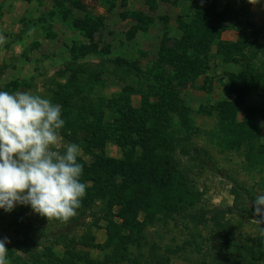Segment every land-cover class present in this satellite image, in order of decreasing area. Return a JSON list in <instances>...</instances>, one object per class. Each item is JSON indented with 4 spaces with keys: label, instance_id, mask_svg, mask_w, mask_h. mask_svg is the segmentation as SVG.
<instances>
[{
    "label": "rangeland",
    "instance_id": "rangeland-1",
    "mask_svg": "<svg viewBox=\"0 0 264 264\" xmlns=\"http://www.w3.org/2000/svg\"><path fill=\"white\" fill-rule=\"evenodd\" d=\"M209 1L221 4L219 12L224 10L226 2ZM191 4L192 0H0V36L6 40L0 45V91H28L57 104L53 94L58 84L66 83L70 76L66 64L75 51L79 55L77 66L101 76L99 82L87 83V93L95 102L97 99L105 103L117 100L118 104H123V97L119 96L126 88H132L137 93L127 98L132 110L139 111L143 107V94H146L139 93L140 90L156 86L176 91L192 110V125L189 131L175 132L179 147L174 158L179 170L186 174L197 201L185 217L147 224L146 242L140 249L129 246L128 258L139 257L143 263L150 262L154 255L151 249H155L159 256H168L170 264H264V244L260 241L264 239V224L254 222L253 219L260 218L252 215L241 217L234 195L235 192L240 195L244 207L255 209L250 194L254 199L264 195V166L250 165L251 151L247 154L245 146L228 149L223 145L224 137L217 130L215 114L198 113L203 106L221 101L236 103L237 95L228 90L227 73L240 74L242 70L237 65H223L222 59L215 55L214 45L208 69L198 74L195 81L184 84L179 74L182 67L177 61L170 65L171 59L165 51L173 49L180 39L179 23L181 19L185 21ZM133 13H142V21L135 22L130 15ZM249 19L260 32L252 35V27L240 26L243 30L247 28L252 45L264 47V0L251 5ZM239 39V29L222 31L221 41L234 43ZM81 49L84 55L77 51ZM86 49L91 51L85 52ZM116 102L114 106L118 105ZM247 106L263 112L254 118L257 128L253 153L259 157V151L264 148V93L252 91L245 102L237 106L236 119L241 124L247 116ZM104 113L105 121L113 122L116 116L113 109L107 108ZM59 134L62 140L57 150L63 152L66 151L64 146L73 142L60 130ZM182 144H186L190 154L181 149ZM122 152L123 149L112 143L104 150L111 159H120ZM95 153L101 154L98 150ZM78 157L88 166L93 163V157L83 148ZM20 206L17 204L14 210ZM16 214L19 216L20 212ZM104 214L105 207L99 202L82 215L77 212L67 222L47 223L35 212H27L24 222L30 223V233L45 242L46 234L57 231L76 242L91 236L93 242L101 246L108 239ZM77 217L78 220L73 219ZM139 220H144L142 213ZM10 221L12 219L7 217L2 223L0 239L6 237L10 241L6 247L24 256L17 246L25 235L10 228ZM80 243L77 242L78 251L88 253L96 261L103 260L109 253L85 248Z\"/></svg>",
    "mask_w": 264,
    "mask_h": 264
},
{
    "label": "trees",
    "instance_id": "trees-1",
    "mask_svg": "<svg viewBox=\"0 0 264 264\" xmlns=\"http://www.w3.org/2000/svg\"><path fill=\"white\" fill-rule=\"evenodd\" d=\"M220 1L226 2L222 12L217 10L221 5L217 1L192 0L185 21L181 19L179 23L180 39L173 49L164 50L171 59L170 65L171 62L175 65L177 61L182 67L183 71L179 74L184 84L195 81L198 74L208 69L214 45L215 55L222 59L223 65H237L242 70L240 74L227 73L228 90L237 95L236 103L221 101L212 106H203L198 113L215 114L217 130L224 137L223 145L228 149L245 146L247 154L251 151L248 156L250 165L263 167L264 148L259 151V157L253 153L257 128L254 118L263 112L247 106L245 121L241 124L236 119L237 106L243 104L252 91L264 93V47L252 45L246 34L247 28L243 30L240 25L252 27V35L260 31L254 29L249 19L252 4L248 0ZM130 15L135 22L142 21L144 16L142 13ZM235 28L240 31L239 41H221L224 29ZM77 51L84 55L83 49ZM73 55L72 60L66 64L71 74L66 83L58 84L53 96L54 101L61 106V117L65 121L64 127L60 129L62 135L93 157L90 166L78 157V162L83 166L81 182L88 187L82 206L76 211L82 215L92 210L96 203H102L108 233L107 241L101 246L95 244L91 236L77 242H81L85 248L107 250L109 253L103 260L96 261L88 253L78 251L76 247L79 244L75 240L63 233L57 234V231L46 234L47 242L40 240L34 233H30V223L24 222V215L33 212L31 207L21 205L12 210L14 214L0 209V212H5L0 214V227L10 217L12 221L8 226L25 235V239L17 246L24 256L17 255L12 247H7V260L9 264H170V258L159 256L155 249H151L154 255L146 263L139 257L130 259L126 253L129 246L140 249L144 245L147 224L153 225L158 221L167 223L177 217H185L197 201V196L190 191L186 174L179 170L174 158L179 147L174 138L175 132L191 130L192 110L176 91L156 86L151 90H140L139 93L146 94H143V107L139 111L132 110L127 98L137 93L132 88H126L119 96L123 97V104H118L117 100L105 103L97 99L95 102L87 93V83H97L101 76L98 72L91 74L84 66H77L79 55L76 51ZM15 87L17 89L19 85ZM113 102L118 105L114 106ZM107 108L113 109L116 114L113 122L105 121L104 110ZM109 143L123 149L120 159H111L105 155L104 150ZM181 149L186 153L190 151L186 144H182ZM97 150L101 154L97 155ZM197 152L200 154V151ZM234 195L235 207L241 217H257L254 208L247 205L244 207L240 195L237 192ZM250 198L251 203L255 201L251 194ZM18 211L19 216L16 214ZM141 213L144 215L143 222L139 220ZM43 218L47 223L60 221ZM73 219L78 220L79 217ZM218 226H221L219 222ZM260 241L264 244V239Z\"/></svg>",
    "mask_w": 264,
    "mask_h": 264
},
{
    "label": "clouds",
    "instance_id": "clouds-1",
    "mask_svg": "<svg viewBox=\"0 0 264 264\" xmlns=\"http://www.w3.org/2000/svg\"><path fill=\"white\" fill-rule=\"evenodd\" d=\"M61 111L59 104L28 91H0V209L5 212L26 205L48 221L67 222L82 206L88 185L81 182V148L70 143L66 151L57 150L65 124ZM254 203L260 219L253 221L264 224V195ZM7 243L0 239V264H9Z\"/></svg>",
    "mask_w": 264,
    "mask_h": 264
}]
</instances>
